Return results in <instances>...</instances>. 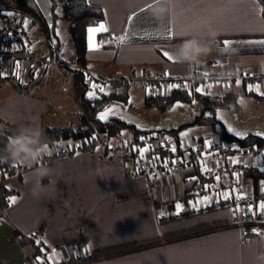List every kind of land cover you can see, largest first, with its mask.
Instances as JSON below:
<instances>
[{
	"label": "crops",
	"instance_id": "0c3cea01",
	"mask_svg": "<svg viewBox=\"0 0 264 264\" xmlns=\"http://www.w3.org/2000/svg\"><path fill=\"white\" fill-rule=\"evenodd\" d=\"M35 1L47 18L41 5L46 6L48 0ZM86 2L101 9L103 18L100 22L106 23L109 32L97 34L96 41L101 46L92 52L88 51L86 33L83 66L111 79L109 89L111 84L112 89H119L121 86L118 81L130 79L141 83L145 94L169 93L166 89L163 91L156 81L149 90L142 80V70L145 76L165 73L178 77L190 76L193 89L205 84L202 78L205 73L221 75L228 79L227 87L203 89L202 93L205 94L221 95L229 92L231 82L237 79L241 81L242 87L244 81L254 83L253 85L264 84V45L244 43L247 40L264 39V18L255 0ZM158 2H164L166 8L163 20L152 14V8ZM149 4L152 7L149 8ZM129 17H132L131 21ZM0 18L1 74H14V79L19 82L21 81L17 79L18 76L25 75L28 77V80H25L27 82L30 70L40 64L37 70L49 65L61 66L53 57L59 47H62L61 57L65 60L68 58L67 44H59V39L64 37L66 24L58 23L54 32L49 31V43L56 45L49 48L45 38L29 20L25 27L24 22L19 23L11 16ZM169 29L172 32L170 39L167 38ZM57 30H61V38L55 34ZM208 33L215 34L214 43L212 50L202 56L200 62L190 64L175 59L170 61L163 56L164 52L170 54L172 47L180 41ZM113 35H126L128 39L124 43H118L112 40ZM225 39L231 41L227 48L223 43ZM5 51L13 58L3 56ZM16 53L33 54L37 57V63L32 67L25 64L17 69ZM113 82L116 85L113 86ZM3 83L5 82L0 86ZM208 90H212L211 93H207ZM1 105L0 118L8 122L11 130L17 131L21 125L43 129L42 101L32 93V89L26 94L14 88L5 89ZM192 128L196 126L189 127V130ZM228 132L235 135L231 131ZM182 140L190 143L188 138ZM196 140L195 144L208 150L202 151L204 165L217 172L215 149L225 141L219 135L214 138L198 136ZM205 141H211V145L206 146ZM76 147L77 145L74 149ZM52 155L51 152L50 156L44 158L48 159L46 166L54 169V175L50 178L57 181V189L50 186L46 196L39 199L34 197L31 172L38 165L24 167L17 177L19 194L15 203H10L0 210V264H31L36 245L31 235L35 232H39L41 244L47 247L53 257L51 261L46 260L55 264H264V244L260 236L246 237L234 224L236 213L239 212L235 211L237 206L241 209L243 205L247 206V202H240L235 196L240 194L256 201L259 190V183L254 177L235 168L238 163H231L233 159L240 162L238 154L229 153L225 156L220 165L219 182L215 179L216 175L211 174L205 181L198 178L197 181L191 180L194 170L191 162H177L171 168L176 177L173 184L165 179L167 170L145 173L135 167V173H128V168L125 167L128 156L106 159L94 151L67 153L55 157ZM145 162L147 163V160ZM258 164L264 169V150L259 156ZM139 165L142 166V162L138 161L137 166ZM227 169L230 170L229 173H226ZM262 172L264 174V171ZM234 173H239V176ZM4 182L9 188H15L12 181ZM44 183L48 184V180ZM205 185L215 192V197L198 205V212L204 211L199 209L202 206L215 205L224 200L221 194L225 191L231 194L233 205L222 211L198 216L193 221L164 224V221L160 220L163 211H177V203L184 205L186 202L188 207H192L189 202L209 196L203 192ZM199 190L201 194L197 192ZM191 194L193 197H189ZM254 204L258 205V199ZM165 205L168 210L163 209ZM183 216L185 215L177 217ZM220 222L227 226L195 236L164 240L167 236ZM146 243L154 244L103 257L107 253L122 249L120 247ZM49 247L52 249L49 250Z\"/></svg>",
	"mask_w": 264,
	"mask_h": 264
},
{
	"label": "trees",
	"instance_id": "16d2710c",
	"mask_svg": "<svg viewBox=\"0 0 264 264\" xmlns=\"http://www.w3.org/2000/svg\"><path fill=\"white\" fill-rule=\"evenodd\" d=\"M53 6H59V14L54 21H48L45 15L42 13L39 5L35 0H11L9 4L0 5V16H9L7 13L11 12L12 19L21 23L25 20H29L34 26H36L39 33L45 38L47 46L49 48L55 47L56 45L49 43V31L53 32L56 30V26L60 20L66 23L64 28V37L63 39H59V44H67L68 46V58L65 60L61 57L60 51L62 47L58 48V51L53 53V57L55 62L64 66L67 71H71L75 74V77L78 79L75 87H82L83 89H87L88 86L83 81L81 71L76 67L77 65L85 64V53H86V33L87 28L89 26H94L98 24L102 18L103 14L99 7L90 5L86 2V0H51ZM260 8L261 15L264 18V0H255ZM100 38V35H99ZM51 56V55H50ZM31 79V73H30ZM22 83L14 79V74L6 73L3 75L0 73V84L2 82L9 81L12 83L14 89L16 91L26 94L29 92V86L32 83L30 80ZM131 81L123 80L118 81V85H120L121 89L119 91L111 90L107 95L98 94L99 99H89L88 96H85L81 92V88H79V95L82 97L80 99V103L85 107V112L81 113L80 116L83 117L81 124L78 126H54V127H44L42 132L44 136L47 138L49 145L53 143L73 140L78 146V149L68 148V151L65 153L60 152V154H53L52 157L55 156H63L64 154H73L74 152H93L98 145L103 147L102 155H107L105 152L107 144L113 138L119 139V132L121 129L126 128L128 131V136L126 137L129 141V148L135 147V151L133 153H129L130 155L137 154L139 148L144 147L143 140L141 137H144L147 133L152 131H157L167 135L171 141V147L175 146L176 151L172 152L171 147L164 146H155L151 147L149 152L144 154V158L151 156L155 160L154 171L161 172L163 170H167L169 168H173L175 164L171 163V161L175 160L179 163L183 161H187L186 163L191 162L193 165V172L191 173V177H196L201 181L208 180V175H216L218 176L221 171V163L216 166L218 171H205L204 169H210L208 166L204 165L202 161L203 170H201V164H199V159H201L203 146L199 144H190L188 142H183L181 139V132L186 130L187 128L195 125H208L210 127H215L217 123L221 127V138L226 142H235L240 145L247 146H256L260 149L264 148V138L254 134L248 133L244 137H237L233 134H230L224 127L223 123L217 119L216 112L218 109H229L233 104L238 101V95L236 92H225L221 95L218 94H205V93H197L195 89L192 88V82L189 83L188 88H174L166 95H158V94H145L143 99V106L146 108H157L161 111H164L170 108L175 101H192L199 100L202 107L201 111L196 117L188 122L177 125L176 127L170 129H157V130H147V129H137L132 124H127L123 120L117 117H110L106 121H101L96 117V112L109 105L111 102H120L124 103L127 100V90L123 86L128 84ZM252 83L243 82V90L246 96H249L256 100H264V96L254 92L248 91V85ZM116 85L113 82V86ZM191 88V89H190ZM8 122L4 119L0 118V150H3L7 145L9 138L16 133L15 130H11L8 127ZM95 137V139H93ZM126 151L124 155H127ZM193 154V156H192ZM189 160V161H188ZM164 161H167V167L164 165ZM138 164V163H137ZM184 165V164H183ZM19 163L13 164L11 162L8 163H0V210L5 209L9 204V198L12 196L17 197L19 194V190L17 188H9L4 182V177L7 174L14 173ZM25 167H29L25 165ZM139 168L141 172L142 166H136ZM157 167V168H156ZM135 168V167H134ZM128 173H135V169L127 171ZM138 172V171H137ZM230 170L227 169L226 173H229ZM263 174V172L261 173ZM255 178V177H254ZM197 181V179H195ZM257 181V179H255ZM258 195V194H257ZM245 200H241L240 202H246L248 199L245 197ZM259 203V195L256 198ZM225 204V200L218 201L215 205H210V209L221 207ZM226 205V206H232ZM244 210H247V206L243 205ZM185 215V213H183ZM182 214V215H183ZM177 217V216H176ZM175 218V217H173ZM227 226L224 222L215 223L212 225H205L198 228L191 229L189 231L177 234L175 236H167L165 241L177 240L184 237L195 236L207 232L214 231L220 227ZM260 230L264 228L263 224L257 225ZM34 239V237H32ZM154 243H146V244H132L124 247H120L122 249L115 250L113 252L107 253L103 255V257L111 256L115 254H122L124 252L133 251L139 248L151 246ZM41 245V244H40ZM39 245H35V249L37 250ZM128 247L127 249H124ZM110 251V250H108ZM107 252V251H104ZM36 252H34V256ZM46 258V256H45ZM47 259V258H46ZM28 264V263H27ZM31 264H38V261L32 260Z\"/></svg>",
	"mask_w": 264,
	"mask_h": 264
},
{
	"label": "rangeland",
	"instance_id": "374dc122",
	"mask_svg": "<svg viewBox=\"0 0 264 264\" xmlns=\"http://www.w3.org/2000/svg\"><path fill=\"white\" fill-rule=\"evenodd\" d=\"M10 2L11 0H0V5H6L9 4ZM41 6L43 7V10L46 13L47 18L50 21H54L55 18H57L59 14L58 5L53 6L52 1L48 0L46 6L45 5H41ZM58 23L66 24L62 20H60ZM58 31L60 33L58 37L61 38V30ZM39 66H41V64L30 70L31 79L30 77L29 79L32 80V83L30 84L29 89H32V93H34V95L39 97L42 101L43 108H42L41 121L43 124V128L54 127V126H68V125L78 126L79 124H81L83 117L80 116V114L85 112V107L80 103V99L82 97L79 95L80 94L79 88L82 89L81 92L85 96H87V92L90 90V88L83 89L82 87H75V84H77L78 79L75 77V74L73 72L67 71L64 66L49 65L43 67L42 69L37 70ZM78 66L81 65H77L76 67L78 68ZM206 76L207 75H203L202 77L205 81V84L200 85V87H202L203 89H215V86L227 87L229 84V82L227 81L228 79L224 76L214 75V76L222 77V79L217 82L208 81L205 78ZM17 79L20 80L21 82H25L26 79L28 80V77L26 78L25 75L23 77L18 76ZM209 85H211V87H209ZM259 85H260V91L264 92V90H262L264 89V84L259 83ZM108 86L109 85H107L106 89H108ZM0 87H1L0 88V111H1V106H2L1 104H2L4 90L12 89L14 87L11 82H5ZM123 87L126 88L127 90L126 102L124 103L111 102L109 105L99 109L95 113L97 118H98V114L102 112L106 107H114L115 115H110L109 118L117 117L123 120L127 124H132L137 129L167 130L176 127L181 123L193 120L196 117V115H198L201 111L202 105L199 100H192L189 102L175 101V103L169 109H166L164 111H161L157 108H146L143 106L145 90L141 83L131 80L128 82V84H126V86L124 85ZM176 88H182V87H176ZM119 89H112V84H111V88L107 91V93L111 90L119 91ZM228 90L237 92L238 101L235 104H233L229 109H218L216 112L217 119H219L223 123L227 131H229L228 130L229 128H232L234 131L231 132L235 133V135L237 132L240 133V135H236L238 137H244L250 132H253L254 134L260 133L259 136L264 137V101L255 100L253 98L247 97L244 93L241 83L239 86H237L236 80L231 82V86L228 88ZM211 91L208 90L207 93H211ZM178 104L182 106L174 107ZM195 126L196 128H192L190 130L188 128L187 130L182 131L181 139L186 140L188 138L190 144H195L198 136L214 138L216 135H219L221 137L222 129L218 123L215 127H210L208 125H195ZM10 127L12 126L10 125ZM121 133H123V135H121ZM127 136H128L127 129L126 128L121 129L118 136L120 140H123ZM115 137L116 138H113L110 141V143H113L114 141L117 142L119 140L117 136ZM76 144L77 143L73 140H67V141L53 143L52 145H49V148L53 154H60V152L65 153L66 151H68V148H72L76 146ZM130 149H131L130 150L131 153H133L136 150L135 147ZM102 151H103V147L101 145H98L95 148L94 152H97L102 155ZM126 156L128 155H124L125 158ZM119 157L120 156L118 154L105 155L106 159H119ZM137 159H139V161L142 162L143 167L146 166L145 165L146 159L144 157L141 158V155L138 152V154H134V155L131 154L128 156V159L125 162V167H127L129 170L134 169V167L137 166ZM47 160L48 159H45L44 161L42 160V165H47L48 164ZM200 160L202 162V157ZM24 167L25 164L19 163V166L16 168L15 172L7 174L4 177L5 178L4 181H12V184L15 186V188H18L17 177L19 173L24 169ZM172 170L173 169L169 168L168 171L165 173V179L167 180V182L171 184H173V181H175L176 178L174 173L171 172ZM205 186L203 188V192L208 194L209 197H215V192L210 191L208 187ZM197 192L200 193V190ZM217 196H219V194ZM189 197H193V194L189 195ZM228 207L230 206L223 205L218 208L210 209V205L202 206L199 209L204 211L198 212L199 210H194V208L188 207L185 202L183 205V210L180 211V212H184L185 216L175 217L174 219L164 221L163 223L170 224L174 222H180L183 220L193 221L197 219L198 216L210 214L216 211H222L227 209ZM163 209L168 210L166 209V205L165 208ZM163 212H168V211H163ZM172 212L177 213V211H172ZM31 236L34 237L36 241L37 239H39L40 234L39 232H35L34 235ZM39 247L41 248L40 249L41 251L43 249L42 252L44 251L47 252V257L51 256L50 252L48 251L47 247L44 244L39 245ZM50 249H52V247H49V250ZM35 257L36 255L34 256L33 260L37 262V259H35ZM29 262H31V259H29Z\"/></svg>",
	"mask_w": 264,
	"mask_h": 264
},
{
	"label": "built area",
	"instance_id": "2783aa9c",
	"mask_svg": "<svg viewBox=\"0 0 264 264\" xmlns=\"http://www.w3.org/2000/svg\"><path fill=\"white\" fill-rule=\"evenodd\" d=\"M3 17V16H2ZM2 22V19L0 18V23ZM3 56L7 58H13L12 55L8 52H3ZM31 58V63H29ZM37 57H35L33 54H28V53H16L15 55V62L19 63L20 66H35L37 63ZM36 61V62H35ZM43 62H46L43 60ZM78 69H80L83 80L85 84L89 88V83L86 81L89 79V77L94 79V82L106 86L111 83V79L108 77H102L99 74L93 72L92 70L84 67V66H78ZM142 73V80L145 82L146 86L148 87L149 90H151L152 83L157 82L159 87L164 91L165 89L170 92L172 89L168 88V85L175 84L178 85V87L182 88H188L189 83L192 77L186 76V77H178V76H170V75H156V76H145L143 73L144 71H141ZM208 81L210 82H217L222 79L221 76H214V75H207L205 77ZM110 80V81H109ZM187 85V87H185ZM106 89V92L109 90ZM170 90V91H169ZM146 139H144L143 145L144 147H155V146H164V147H171V141L170 138L167 135H164L163 133L157 132V131H152L147 133L144 136ZM78 149V146L75 148ZM131 149L129 148V141L127 138H124L123 140H118L117 142L114 141L113 143H109L106 146L105 152L107 155H113V154H118L119 156H123L124 152L128 153L127 155L129 156ZM263 148L260 149L254 145L252 146H247V145H240L235 142H222L218 147L215 149V155L217 158L215 159L216 163L215 165L218 166L225 158V156L229 153H234L238 154L240 157V162H238V165L235 166V168H238L241 172H248L252 177H255L257 179V182L259 183V190H258V195H259V203L264 202V192L261 191V181H264V174H261V168L258 164V159L260 154L263 153ZM204 152H208V150L204 147L203 149ZM147 163L146 166L142 168V170L145 173L151 172L154 170V165H155V160L149 156L146 158ZM139 159H137L138 163ZM199 164H201V170H203L202 167V162L199 159ZM241 201V200H240ZM247 206L251 205L253 208V211H255L257 214L252 215L251 213H248L247 210H244V207L242 208L241 211L236 213V217L234 218V224L241 230V233L246 236V237H252L255 235H259L263 244H264V232L260 230V228L257 226L258 224H263L264 225V214L262 215L258 208L259 206L254 204V201L252 200H247ZM226 205H231L233 204V200L229 199L225 201ZM182 214L177 215L176 213L173 212H163V215H160V220L161 221H167L169 219H172L173 217L180 216ZM253 229H256L254 232ZM41 248L38 247L36 250V257H42L44 258V264H55L53 262H49L46 260V251L42 252L40 250ZM39 254V255H38Z\"/></svg>",
	"mask_w": 264,
	"mask_h": 264
},
{
	"label": "clouds",
	"instance_id": "9594fccd",
	"mask_svg": "<svg viewBox=\"0 0 264 264\" xmlns=\"http://www.w3.org/2000/svg\"><path fill=\"white\" fill-rule=\"evenodd\" d=\"M165 11L164 2H158L152 8V14L161 20ZM214 36V33H208L182 40L172 47L170 55L179 62L198 63L202 56L212 50ZM50 155L49 143L42 130L39 127L21 125L9 138L5 148L0 150V163H21L30 168L38 165L32 170L31 176L33 177L32 195L39 199L48 194L50 186L57 189V181L50 178L54 175V169L46 165L40 166L43 158ZM46 179L48 184L44 183Z\"/></svg>",
	"mask_w": 264,
	"mask_h": 264
},
{
	"label": "snow or ice",
	"instance_id": "6c2138e0",
	"mask_svg": "<svg viewBox=\"0 0 264 264\" xmlns=\"http://www.w3.org/2000/svg\"><path fill=\"white\" fill-rule=\"evenodd\" d=\"M148 7L150 8V7H152V5L149 4ZM7 15L11 16L12 13L9 12V13H7ZM131 19H132V17H129V21H131ZM27 24H28V21L25 20L24 21V26L27 27ZM108 32H109V28L107 27V25H106L105 22H100L96 26H89L87 28V33H88V37H87V47H88V51L89 52H92V51L98 50L101 45L98 44L97 41H96L97 34L98 33H108ZM168 32H169V35H168L167 38L170 39V38H172L171 29H169ZM55 34L57 36L60 35V33H59L58 30L56 31ZM102 39H103V37H102ZM127 39H128V37L126 35H121L119 37H117L115 35L112 36V40L113 41H117L118 43H124V42H126ZM223 43H224L225 48H227L231 44V41L225 39L223 41ZM244 43L249 44V45H264V39L247 40V41H244ZM163 56L166 57L170 61L174 59L168 52H164L163 53ZM16 68L17 69L20 68V64L18 62L16 63ZM15 74L17 76L19 75L18 73H15ZM165 75L167 76L168 73H165ZM205 75H208V74L205 73ZM86 82L89 83V88H90V90L87 92V96H88L89 99H99L98 93L104 94V95H107L108 94L106 92V86H102V85L94 82V79L93 78L89 77V79ZM240 83H241V81L239 79H237L236 80L237 86H239ZM176 87H178V85H175V84L168 85V88L169 89L176 88ZM185 87H187V85H185ZM209 87H211V85H209ZM195 91L197 93H200V92L203 91V88L202 87H197V88H195ZM248 91H256L260 95L264 96V92H261L260 91V85L259 84H256L255 86L249 84L248 85ZM180 106H182V105H179L178 104V105H176L174 107H180ZM110 115H115L114 107H106L102 112H100L98 114V119L101 120V121H106V120H108V118H109ZM138 127H139V125H138ZM228 130L229 131H234L232 128H229ZM121 135H123V133H121ZM236 135H240V133L237 132ZM257 135H260V133H257ZM93 139H95V137H93ZM140 139L141 140H144L146 138L145 137H141ZM205 145L206 146H210L211 145V141H205ZM150 150L151 149L149 147H142V148H139L138 149V151H139V153L141 155V158H143L144 157V154L146 152H149ZM171 151L172 152H175L176 151V147L175 146H172L171 147ZM171 163L175 164V163H177V161L173 160V161H171ZM231 163L235 164V163H238V161L235 160V159H233L231 161ZM167 164H168V162L167 161H164L165 167H167ZM204 170L205 171H211L210 169H207V168H205ZM261 171H264V169H261ZM234 175L239 176V173H234ZM190 179L191 180H195L196 177H191ZM215 179L217 180V182H219L220 176H216ZM260 184H261V191L264 192V181H261ZM205 187H207V186H205ZM221 195H222V197H223V199L225 201H227V200H229V199L232 198L231 197V194L228 191L223 192ZM235 199L236 200H245L246 198L243 195L237 194L235 196ZM210 200H211V197L204 196L202 198V200L197 199L194 202H189V203L191 204V206L194 209H197L198 210V207H197L198 205H200L201 203H207ZM15 201H16V197L15 196H12V197L9 198V202L10 203H13L14 204ZM176 209H177V213L176 214L179 215V212L183 210V205L177 203L176 204ZM241 210L242 209L239 206H237V208L235 209V211H241ZM258 210H259V212L261 214H264V202H261L259 204ZM247 212L248 213H251L252 215H256L257 214L255 211H253V208H252L251 205H248L247 206ZM161 215H163V213H161ZM253 231L255 232L256 229H253ZM41 243H42L41 240H39V239L36 240V244L37 245H40ZM42 251H43V249H42ZM53 252H55V250H53ZM36 259L38 261V264H44V261H43V259L41 257H37ZM47 259L49 261H51L53 259V257L49 256V257H47Z\"/></svg>",
	"mask_w": 264,
	"mask_h": 264
}]
</instances>
